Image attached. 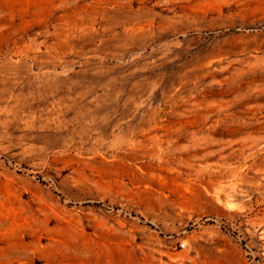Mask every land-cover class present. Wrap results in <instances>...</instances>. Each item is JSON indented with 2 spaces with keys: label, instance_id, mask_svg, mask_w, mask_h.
Segmentation results:
<instances>
[{
  "label": "rangeland",
  "instance_id": "1",
  "mask_svg": "<svg viewBox=\"0 0 264 264\" xmlns=\"http://www.w3.org/2000/svg\"><path fill=\"white\" fill-rule=\"evenodd\" d=\"M0 264H264V0H0Z\"/></svg>",
  "mask_w": 264,
  "mask_h": 264
},
{
  "label": "built area",
  "instance_id": "2",
  "mask_svg": "<svg viewBox=\"0 0 264 264\" xmlns=\"http://www.w3.org/2000/svg\"><path fill=\"white\" fill-rule=\"evenodd\" d=\"M180 246L185 247V243L184 242L180 243Z\"/></svg>",
  "mask_w": 264,
  "mask_h": 264
}]
</instances>
